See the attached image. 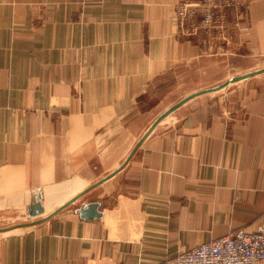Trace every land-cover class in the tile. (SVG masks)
I'll use <instances>...</instances> for the list:
<instances>
[{
	"label": "crops",
	"instance_id": "1",
	"mask_svg": "<svg viewBox=\"0 0 264 264\" xmlns=\"http://www.w3.org/2000/svg\"><path fill=\"white\" fill-rule=\"evenodd\" d=\"M182 1L0 0V211L27 213L37 188L46 207L0 235V264H154L264 231V83L168 115L80 204L101 201L102 217L68 205L46 218L125 161L142 103L174 87L178 63L264 52V0L223 5L229 33L191 15V36L174 20Z\"/></svg>",
	"mask_w": 264,
	"mask_h": 264
},
{
	"label": "rangeland",
	"instance_id": "2",
	"mask_svg": "<svg viewBox=\"0 0 264 264\" xmlns=\"http://www.w3.org/2000/svg\"><path fill=\"white\" fill-rule=\"evenodd\" d=\"M186 2L190 3L191 9L193 11L192 16L195 19H199L202 14L209 10L215 11V23H217L218 27L224 28L226 32L229 33L230 28H226L225 23H227V19L230 20L231 17H228L230 15L225 16V9H221L223 5H229L233 0H220V4H215L211 7H208V9H198L195 4H193L192 0H184ZM183 2V1H182ZM181 2V3H182ZM211 3L214 2V0H210ZM180 3V4H181ZM179 4V5H180ZM178 6V5H177ZM175 6L174 8V20L175 22L181 21L177 18V10L178 7ZM192 16L185 19V23H182L184 26H188L190 31V21L192 20ZM198 17V18H197ZM200 21V20H199ZM193 24L196 21H192ZM223 25V26H221ZM199 26L203 28L202 23L200 21ZM193 32L187 33L188 36H191ZM209 33V32H206ZM205 41L207 39V35L205 36ZM223 40V38H221ZM223 41H226L225 38ZM227 42H224V46H227ZM218 48V45H217ZM227 48V47H226ZM225 56V57H224ZM264 67V52L257 51L251 52L248 49H245L241 45L239 46L238 53L237 54H227L222 55L221 59H207V60H201V61H182L176 65V76L172 78L170 77L168 81L174 80L173 83L174 87L172 89H169L167 91L159 90L157 93H152V99H146L142 105L141 112L142 116L139 117L138 125L137 127H140L142 122L141 128L143 130H147L149 121L152 117L155 116V114H159L162 111L164 112L166 109H168L173 104L177 103L179 100L184 98L185 96L189 95L190 93H193L197 90L211 88L214 86H217L221 83H225L228 80H231V77L234 75H242L244 73L255 71L257 69ZM251 83H258L263 84L264 83V72L256 74L255 76L246 79L241 80L238 82H232L228 84L225 88L218 90L216 92H208L201 94L195 98L194 100L198 99H212L215 97L216 99L219 97H222L223 95H228L231 92H235L236 89H239L242 85L251 84ZM169 84V86H172ZM156 96V99H158V105L155 104L156 101H154V97ZM188 102V101H187ZM186 102V103H187ZM138 129V130H142ZM137 134L140 133V131H136ZM132 135V134H131ZM79 183L82 185L84 182L83 180L79 179ZM86 188V187H85ZM96 190L91 189L86 194L81 196L77 202L70 204L71 207H79L80 204L93 197ZM46 203L48 204L47 200ZM56 204V203H55ZM54 205L48 206V211L53 210ZM14 208L16 211H0V228L5 227H12L18 224L27 223L30 222L32 219L27 216L26 210ZM36 219V218H34ZM7 231V230H4ZM4 231L0 232V235H3Z\"/></svg>",
	"mask_w": 264,
	"mask_h": 264
},
{
	"label": "built area",
	"instance_id": "3",
	"mask_svg": "<svg viewBox=\"0 0 264 264\" xmlns=\"http://www.w3.org/2000/svg\"><path fill=\"white\" fill-rule=\"evenodd\" d=\"M214 0V4H220ZM233 6L240 5L238 0L231 2ZM211 5V6H213ZM177 18L185 23L193 11L190 3L183 1L177 6ZM215 11L209 10L202 14L199 20L206 32L215 27ZM185 34L190 33L184 28ZM264 262V231L240 228L229 234L203 242L185 249L176 255L154 264H260Z\"/></svg>",
	"mask_w": 264,
	"mask_h": 264
},
{
	"label": "water",
	"instance_id": "4",
	"mask_svg": "<svg viewBox=\"0 0 264 264\" xmlns=\"http://www.w3.org/2000/svg\"><path fill=\"white\" fill-rule=\"evenodd\" d=\"M262 72H264V67L263 68H260V69H257L255 71H250V72L245 73V74H243L241 76L234 77L231 80H228L227 82L221 83V84H219L217 86H214V87H211V88L197 90V91H195L193 93H190L189 95L185 96L184 98H182L181 100H179L177 103L173 104L172 106H170L163 113H161L155 119V121L147 128V130L141 136V138L138 140V142L136 143V145L134 146V148L131 150V152L129 153V155L125 159V161L116 170H114L113 172L109 173L108 175H106L101 180H99V181H97V182L89 185L88 187L84 188L82 191H80L79 193H77L76 195H74L68 201H66L65 203H63L62 205H60L57 209H55L52 213H50L46 218L53 216L54 214L58 213L59 211H61L65 207H67L68 205L77 202L78 199L81 196H83L84 194H86L88 191H90L91 189H93L97 185H100L101 183L105 182L106 180L112 178L117 173H119L129 163V161L131 160L132 156L136 152L137 148L148 137V135L168 115H170L177 108H179L180 106H182L183 104H185L187 101H189V100H191V99H193V98H195V97H197V96H199L201 94H204V93L216 92L218 90H221V89L225 88L226 86H228V84H230L232 82H238V81H241V80H246V79H249V78L255 76L256 74H259V73H262ZM101 205H102L101 201H98V200L97 201H89V202L85 203L84 205H80L79 207H77L76 208V212L79 213L80 216L83 219H86V220L94 219V218H98V217H102L104 213L100 209ZM45 212H46V207H45V204H44V194H43L42 189L41 188L32 189V191H31V201L27 205V215L30 218H36L38 216H41ZM39 221L40 220H35V221H32L31 223H23V224H18V225L12 226V227L0 228V231L8 230V229H11V228H14V227H18V226H22V225H28V224L37 223Z\"/></svg>",
	"mask_w": 264,
	"mask_h": 264
},
{
	"label": "bare ground",
	"instance_id": "5",
	"mask_svg": "<svg viewBox=\"0 0 264 264\" xmlns=\"http://www.w3.org/2000/svg\"><path fill=\"white\" fill-rule=\"evenodd\" d=\"M234 78V77H233Z\"/></svg>",
	"mask_w": 264,
	"mask_h": 264
}]
</instances>
